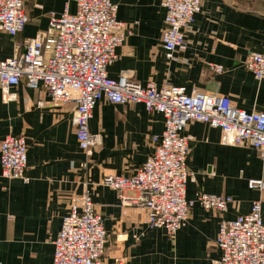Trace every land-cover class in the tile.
Wrapping results in <instances>:
<instances>
[{
    "label": "crops",
    "instance_id": "1",
    "mask_svg": "<svg viewBox=\"0 0 264 264\" xmlns=\"http://www.w3.org/2000/svg\"><path fill=\"white\" fill-rule=\"evenodd\" d=\"M117 18L131 33L118 47L109 76L130 75L158 87L170 83L188 92L229 95L251 112L264 111V80L257 81L244 67L249 51L264 44V0H203L187 49L169 60L162 46L166 10L162 0H112ZM30 17L23 32L12 36L0 31V60L19 56L30 39L48 27L50 16L70 11L68 0H25ZM213 65H222L216 72ZM6 102L0 90V143L9 133L22 135L27 144L29 182L1 176L0 162V264H53L54 240L70 205L86 186L108 231L102 264H216L215 245L222 219L248 213L252 202L262 201L264 190L251 189L249 180L264 179V157L255 149L229 145L221 131L205 122L191 123L193 136L188 167L193 172L186 196L199 192L233 197L225 213L204 209L198 203L186 224L171 237L164 229H151L146 210L123 206L116 190L104 183L107 175H131L154 151L153 135L164 130L160 113H149L143 103H98L90 131L102 143L88 152L78 146L72 125L73 104L54 106L43 86L24 82ZM135 191L128 190L131 197ZM125 258L120 263V258Z\"/></svg>",
    "mask_w": 264,
    "mask_h": 264
},
{
    "label": "built area",
    "instance_id": "2",
    "mask_svg": "<svg viewBox=\"0 0 264 264\" xmlns=\"http://www.w3.org/2000/svg\"><path fill=\"white\" fill-rule=\"evenodd\" d=\"M59 15L50 16L48 27L30 39L19 56L0 60V90L8 102L13 87L24 82L31 88L43 86L49 103L73 104L72 125L78 146L88 152L102 143L90 131L94 110L102 100L115 104L143 103L149 113H160L164 130L153 135V153L131 175H107L104 183L116 190L123 206L146 210L151 229H164L175 237L187 222L195 204L225 213L231 196L199 192L188 199L186 187L194 176L188 167L193 136L186 133L195 122H205L221 131V140L257 150L264 157V111H247L229 95L187 91L185 86L166 83L158 87L142 84L128 74L109 76L108 67L118 57L117 49L131 31L117 18L118 4L112 0H68ZM166 10L162 46L169 60L187 49L186 36L193 29L203 0H162ZM30 17L25 0H0V31L16 36ZM244 67L257 81L264 80V44L249 51ZM211 67L222 72V65ZM1 176L29 182L27 144L22 135L7 134L0 143ZM251 189H263L264 179L249 180ZM133 190L131 197L126 191ZM262 201L252 202L248 213L233 220L222 219L215 245L220 252L216 264H264V220ZM108 231L97 211L88 186L75 197L53 244V264H102ZM125 258H120L124 263Z\"/></svg>",
    "mask_w": 264,
    "mask_h": 264
}]
</instances>
